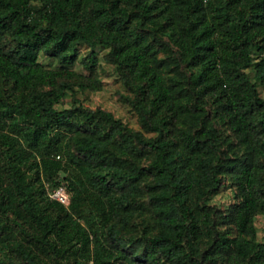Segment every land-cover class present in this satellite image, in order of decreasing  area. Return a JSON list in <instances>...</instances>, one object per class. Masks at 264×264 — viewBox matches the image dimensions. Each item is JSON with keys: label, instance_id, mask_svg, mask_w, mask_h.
Masks as SVG:
<instances>
[{"label": "trees", "instance_id": "16d2710c", "mask_svg": "<svg viewBox=\"0 0 264 264\" xmlns=\"http://www.w3.org/2000/svg\"><path fill=\"white\" fill-rule=\"evenodd\" d=\"M259 87L264 0H0V264H264Z\"/></svg>", "mask_w": 264, "mask_h": 264}, {"label": "rangeland", "instance_id": "374dc122", "mask_svg": "<svg viewBox=\"0 0 264 264\" xmlns=\"http://www.w3.org/2000/svg\"><path fill=\"white\" fill-rule=\"evenodd\" d=\"M81 52H85V50L81 49ZM103 53V51L100 53V66L98 70V75L103 85L102 90L98 92H78L76 97L84 105L92 108H104L112 112L116 118L121 119L130 127L139 129L140 124L137 114L121 98V95H128V93L119 82L114 67L103 59ZM41 59L43 63H46L43 57ZM73 68L78 72H85L79 62H76ZM259 92L261 96L264 97V87H259ZM230 199V190L222 188L218 194L208 199V203L223 207L228 204ZM254 224L257 229L258 240L264 242V215H258L255 218ZM1 261L2 256H0V262Z\"/></svg>", "mask_w": 264, "mask_h": 264}, {"label": "built area", "instance_id": "2783aa9c", "mask_svg": "<svg viewBox=\"0 0 264 264\" xmlns=\"http://www.w3.org/2000/svg\"><path fill=\"white\" fill-rule=\"evenodd\" d=\"M48 197L63 204L64 206H67L69 203V196L62 186L49 189Z\"/></svg>", "mask_w": 264, "mask_h": 264}]
</instances>
